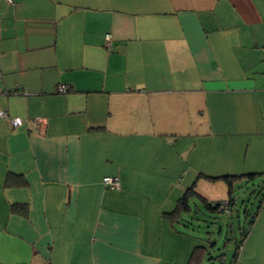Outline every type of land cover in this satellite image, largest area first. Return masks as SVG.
I'll list each match as a JSON object with an SVG mask.
<instances>
[{
  "label": "crops",
  "instance_id": "0c3cea01",
  "mask_svg": "<svg viewBox=\"0 0 264 264\" xmlns=\"http://www.w3.org/2000/svg\"><path fill=\"white\" fill-rule=\"evenodd\" d=\"M2 110L0 264H200L191 204L264 185V0H0Z\"/></svg>",
  "mask_w": 264,
  "mask_h": 264
},
{
  "label": "rangeland",
  "instance_id": "374dc122",
  "mask_svg": "<svg viewBox=\"0 0 264 264\" xmlns=\"http://www.w3.org/2000/svg\"><path fill=\"white\" fill-rule=\"evenodd\" d=\"M256 182H244L234 187L235 203L231 212L211 211L201 203H192V213L184 218V228L205 242L200 264H229L235 250V241L243 229L249 227L250 215L257 205Z\"/></svg>",
  "mask_w": 264,
  "mask_h": 264
},
{
  "label": "trees",
  "instance_id": "16d2710c",
  "mask_svg": "<svg viewBox=\"0 0 264 264\" xmlns=\"http://www.w3.org/2000/svg\"><path fill=\"white\" fill-rule=\"evenodd\" d=\"M254 178H255L254 174H251V175L247 176L245 179H247L246 181H253ZM223 179L226 181V183L229 186L230 196L228 198V202H229L228 208H229V210L231 212L232 205L234 204L233 202L235 201V199L232 197V194H231V192L234 191V188L232 186L233 185V183H232V177H224ZM262 184L263 183L257 184V188H256V192H257V195H258L257 197H260L263 194L264 185H262ZM191 194L192 193H190V192H186V194L178 202L177 208H176V210H175V212L173 214V215H175V217L177 216L178 210L184 211V212H189L190 211L188 197ZM200 199H201L202 206H204L206 209H209L211 211H216V212L221 211V210H219V208L221 206V201L220 202H217L215 204H212V203L208 202L207 200H205L203 198H200ZM256 211H257L256 208L251 213L247 209L245 211L246 214L248 213V215H250L249 226L251 225V223H252V221L254 219V216L256 214ZM180 219H181L180 221L182 222L184 218L181 217ZM248 228L249 227H247V229H243L242 232H241V234H240V238L235 241V250H234V253L232 255V258H231V261H230L229 264H235V261L237 259L238 252H239V247L241 246V244H242V242H243V240H244V238H245V236H246V234H247V232L249 230ZM196 251H197L196 254L199 255V258H200L201 257V253H202L201 250L198 248ZM199 261H200V259H199Z\"/></svg>",
  "mask_w": 264,
  "mask_h": 264
},
{
  "label": "built area",
  "instance_id": "2783aa9c",
  "mask_svg": "<svg viewBox=\"0 0 264 264\" xmlns=\"http://www.w3.org/2000/svg\"><path fill=\"white\" fill-rule=\"evenodd\" d=\"M4 1L11 2V0H4ZM105 41H106V44H108L110 41V37L108 34L105 36ZM66 90H67V88L65 85H60L58 87V91H60V92H66ZM0 117H4V118L7 117L6 112L3 110L0 111ZM9 124L12 128H16V127H19L23 124V120L20 117H9ZM102 183L111 189L120 188V181H119V178L117 176H105L102 178ZM228 204H229L228 200L221 201V206H220L219 210L228 212L229 211Z\"/></svg>",
  "mask_w": 264,
  "mask_h": 264
}]
</instances>
